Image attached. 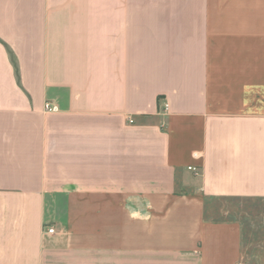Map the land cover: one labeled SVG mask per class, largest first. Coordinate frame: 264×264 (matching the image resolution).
<instances>
[{
	"label": "crops",
	"instance_id": "crops-1",
	"mask_svg": "<svg viewBox=\"0 0 264 264\" xmlns=\"http://www.w3.org/2000/svg\"><path fill=\"white\" fill-rule=\"evenodd\" d=\"M229 200L264 203V0H0V264H246Z\"/></svg>",
	"mask_w": 264,
	"mask_h": 264
},
{
	"label": "rangeland",
	"instance_id": "rangeland-1",
	"mask_svg": "<svg viewBox=\"0 0 264 264\" xmlns=\"http://www.w3.org/2000/svg\"><path fill=\"white\" fill-rule=\"evenodd\" d=\"M216 207H226L243 222L244 261L246 264H264V203L251 200H229Z\"/></svg>",
	"mask_w": 264,
	"mask_h": 264
},
{
	"label": "built area",
	"instance_id": "built-area-1",
	"mask_svg": "<svg viewBox=\"0 0 264 264\" xmlns=\"http://www.w3.org/2000/svg\"><path fill=\"white\" fill-rule=\"evenodd\" d=\"M46 110H47V111H52V110H54V108L47 106V107H46ZM132 122H133V121H131V123H132ZM189 170H192V171H194V172H197V169H196V168H189ZM47 232H48L49 234H53V233L55 232V230H54V228H48V229H47Z\"/></svg>",
	"mask_w": 264,
	"mask_h": 264
}]
</instances>
